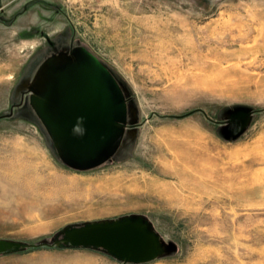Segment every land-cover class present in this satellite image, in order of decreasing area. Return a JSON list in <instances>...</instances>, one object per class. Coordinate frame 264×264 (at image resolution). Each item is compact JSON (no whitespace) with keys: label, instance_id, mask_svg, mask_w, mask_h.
<instances>
[{"label":"rangeland","instance_id":"obj_1","mask_svg":"<svg viewBox=\"0 0 264 264\" xmlns=\"http://www.w3.org/2000/svg\"><path fill=\"white\" fill-rule=\"evenodd\" d=\"M133 222L141 261L68 246ZM0 264H264V0H0Z\"/></svg>","mask_w":264,"mask_h":264},{"label":"water","instance_id":"obj_2","mask_svg":"<svg viewBox=\"0 0 264 264\" xmlns=\"http://www.w3.org/2000/svg\"><path fill=\"white\" fill-rule=\"evenodd\" d=\"M65 241L73 248H99L133 261L144 260L150 255V236L137 224L129 221L77 229L69 233ZM11 248L12 246L0 242V254Z\"/></svg>","mask_w":264,"mask_h":264},{"label":"bare ground","instance_id":"obj_3","mask_svg":"<svg viewBox=\"0 0 264 264\" xmlns=\"http://www.w3.org/2000/svg\"><path fill=\"white\" fill-rule=\"evenodd\" d=\"M149 244H150V248H149V254H150L151 252H153V248H154L153 241L151 238Z\"/></svg>","mask_w":264,"mask_h":264}]
</instances>
